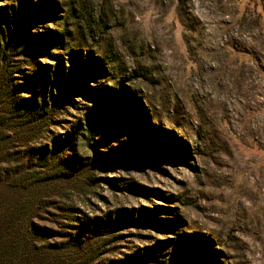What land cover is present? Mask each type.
<instances>
[{
    "label": "rangeland",
    "instance_id": "rangeland-1",
    "mask_svg": "<svg viewBox=\"0 0 264 264\" xmlns=\"http://www.w3.org/2000/svg\"><path fill=\"white\" fill-rule=\"evenodd\" d=\"M75 2L53 0L47 19L28 23L21 38L30 47L12 62L20 97L37 98L53 63L49 53L59 52V42L45 38L49 30L65 27L79 36L72 25L76 18L68 14ZM83 2L105 26L85 28L82 40L91 51L114 56L119 76H133L123 84L145 115L135 112L121 120L95 151L79 148L91 158L88 174L96 183L82 174L75 181L89 185L61 184L64 195L54 198L38 225L73 232L67 224L82 226L89 219L96 234L109 214L110 230L97 237L110 241L91 264H159L170 240L183 233L208 239L195 242L205 255L192 264H264V0ZM11 3L0 0V26ZM42 38L47 42L38 43ZM105 76L83 80L67 94L54 117L58 121L48 128L63 132L82 105L98 96ZM148 125L154 130L149 138ZM136 130L145 138L123 153L118 141ZM160 130L170 142L163 147Z\"/></svg>",
    "mask_w": 264,
    "mask_h": 264
},
{
    "label": "trees",
    "instance_id": "trees-1",
    "mask_svg": "<svg viewBox=\"0 0 264 264\" xmlns=\"http://www.w3.org/2000/svg\"><path fill=\"white\" fill-rule=\"evenodd\" d=\"M83 1L76 0L75 5H68L71 10L68 14L76 18L72 25L80 29L79 36L62 27L61 30H49L45 37L48 41L59 42V52L49 53L53 63L42 86L36 90V99L22 98L18 94L21 84L14 82L15 65L12 62L18 60L13 59L14 56L26 53L30 47L23 44L21 38L28 30V23L47 19L55 8L53 0H12L4 7L5 22L0 26V264H91L102 253L101 247L110 241L97 237L110 230L107 226L112 220L109 214L101 218L99 226L93 220L96 234L90 232L89 219L81 222L82 226L86 225L84 227L67 224L73 232H57L36 221L46 217L44 213L49 214L48 208L54 198L64 195V187H82L86 185V179L91 185L96 183V179L88 174L91 158L81 155L84 153L79 151L80 147L95 151L121 120L135 112L145 115L137 97L126 91L123 84V81H131L133 76H119L121 65L114 56L101 50L91 51L88 42L82 40L85 28L93 31V24L96 28L103 24L101 18L87 12ZM45 38L38 43L47 42ZM106 67L110 70L113 67L115 72H109ZM96 75H106L104 83L96 87L98 96L90 104L82 105L81 115L67 128L62 127L63 132L50 130L48 126L58 121L54 117L67 94L76 90L83 80ZM122 103L125 106L117 109ZM109 117V124H105ZM145 131L149 138L154 130L148 125ZM50 134L55 137L50 138ZM158 135L163 141L162 147L170 143L168 132L160 130ZM143 138L142 130H136L127 140L118 141V146L128 154L137 139ZM44 140L49 142L40 145ZM116 148L102 154L108 156ZM155 148L150 152L155 153ZM77 175L83 176L84 185L77 184ZM67 181L74 183H64ZM61 184L66 185L61 187ZM84 229L87 235L82 233ZM195 235L183 233L175 240L171 239L170 251H166L165 258L158 263L192 264L204 256L205 252L195 242L205 243L208 239L195 238ZM56 239L58 241H50ZM138 252L133 257H137ZM127 258L130 261L132 256ZM114 263L122 264L121 261Z\"/></svg>",
    "mask_w": 264,
    "mask_h": 264
}]
</instances>
